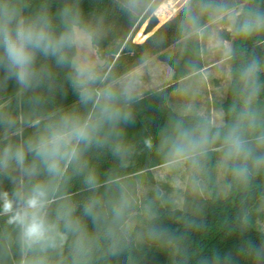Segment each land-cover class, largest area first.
Instances as JSON below:
<instances>
[{
	"label": "clouds",
	"instance_id": "9594fccd",
	"mask_svg": "<svg viewBox=\"0 0 264 264\" xmlns=\"http://www.w3.org/2000/svg\"><path fill=\"white\" fill-rule=\"evenodd\" d=\"M53 3L0 0V91L14 81L25 106L17 114L0 104V128L7 141L0 147V217L6 218V227L0 229V264H115L122 256L126 264H143L146 251L162 246L180 256L178 264H187L180 237L161 222L167 215L186 228L196 226L176 215L185 211L177 194L165 196L157 188L152 198L142 201L128 176L109 173L102 179L90 159L110 152L119 169L129 167L136 149L125 126L135 122L132 105L138 102L142 76L106 75L93 58L110 26L103 13L86 17L81 0H62L55 11ZM114 3L137 23L141 44L157 39V31H147L151 19L179 17L181 39L173 51L178 61L189 54V40L204 35L213 49L233 56L216 37L214 24L227 25L245 40L264 37V7L253 0ZM186 66L196 72L191 61ZM261 74L264 59L242 57L230 73L233 100L227 113L207 114L189 103L144 141L168 173L187 174L185 186L194 195L204 197L215 190L225 197L247 198L254 188L264 189ZM64 81L78 100L48 111L57 94H66ZM180 91L198 94L192 85ZM37 117L40 123L33 125ZM21 126L34 130L12 140ZM76 178L89 193L82 201L71 193ZM260 202L264 204V191ZM246 225L242 216L241 231ZM242 251L264 264V243L247 242Z\"/></svg>",
	"mask_w": 264,
	"mask_h": 264
},
{
	"label": "trees",
	"instance_id": "16d2710c",
	"mask_svg": "<svg viewBox=\"0 0 264 264\" xmlns=\"http://www.w3.org/2000/svg\"><path fill=\"white\" fill-rule=\"evenodd\" d=\"M61 2L62 0H54L53 11ZM227 2L232 3L233 0H227ZM234 2L244 4L245 0H234ZM253 2L264 7V0H253ZM81 7L88 18L103 13L110 25L107 37L98 47L101 58L107 61L103 70L104 74L121 77L154 55L169 64L173 70L174 81L170 85L147 91L138 97V102L132 105L135 122L125 126V131L127 139L135 145L136 150L129 167L119 169L110 152L90 157L91 163L101 173L102 179L109 173L126 175L138 192V179L147 175L151 181H154L151 169L162 164L155 152L146 148L144 141L154 137L156 131L170 117L178 113L169 104L170 95L178 87L181 78L193 73L186 66L188 61L195 65L196 72L203 68L202 41L200 36H193L189 40V54L178 61L173 51L177 46V41L181 39L177 27L179 17L176 20L164 22L156 30L157 39L141 44L134 41L139 31L137 23L129 20L127 15L115 5L114 0H81ZM226 38L232 41L231 73L239 65L242 57L255 54L264 59V44L262 43L264 37H250L245 40L238 34L229 33ZM164 43L168 46H162ZM61 79L63 80V73ZM261 79L264 80V74H261ZM64 87L66 94H57L47 106L48 111H52L59 105L70 106L78 100V96L67 81H64ZM232 100L233 92L230 84L227 97L222 103L225 113ZM0 104L10 107L17 114H21L24 110L25 106L21 96L17 94V85L14 81H9L7 89L0 91ZM32 123L33 125L39 124L40 118L33 119ZM33 130L32 127L21 126L19 135L12 136L11 139L16 141L27 137ZM6 142L3 139V129L0 128V147H3ZM4 187L10 189L11 185L5 183ZM262 191L264 189L256 187L245 198L243 194L221 197L213 190L206 200V210L203 214L189 209H185L183 214L176 213L177 216L183 215L187 221L195 222V227L186 228L183 223H177L169 219L167 215L161 217V222L180 237L182 248L187 252V264H257L253 257L242 251V248L247 242L258 246L264 243V231L256 227L254 222L247 217L260 200ZM71 193L73 199L77 201H82L89 195L79 178L73 180ZM242 216L247 218L244 231H241ZM5 221V217H0V229L6 227ZM13 258H18L15 251ZM175 261L178 264L180 256L176 255ZM115 264H126L125 257H120ZM143 264H171V262L163 248H153L146 251Z\"/></svg>",
	"mask_w": 264,
	"mask_h": 264
},
{
	"label": "rangeland",
	"instance_id": "374dc122",
	"mask_svg": "<svg viewBox=\"0 0 264 264\" xmlns=\"http://www.w3.org/2000/svg\"><path fill=\"white\" fill-rule=\"evenodd\" d=\"M176 6H178V4L175 5L174 7ZM166 21L167 19L164 22ZM164 22H162L161 24H163ZM212 30L216 31V37L222 40L224 44H225L226 35L229 33L234 34L230 30V28L223 23L219 25H215V24L212 25ZM200 38L203 44V49L206 59L208 60L213 55L219 57L220 61L217 65L218 72L219 73L224 72L222 67L223 65L221 64L224 63L223 58H227L228 56L225 55L222 50H217L212 48L209 35L200 36ZM139 40L140 37H138V33H137L136 36L134 37V41L139 42ZM92 55L93 58L98 61L99 66L103 72L104 68L107 65V61L101 58L98 48L94 51ZM167 65L168 64H163L162 62H160L158 56L154 55L151 57V59L148 61V63L144 68H139V70H137V72L134 73V74H140L142 76V80H141L142 84L140 85L139 94L145 92L146 88L148 87H152V88L166 87L174 81L171 73L169 72V67ZM222 79L223 78H219V80ZM214 81L215 82L218 81L215 76L211 77L210 80L208 79L206 81H202L201 78L194 76L181 80V82H178L179 84L177 90L173 92V95L171 97V104L175 109H182L185 105L189 103H193L198 108L205 110L206 100L210 97V91L208 89L209 88L211 89V86L215 84ZM186 85H192L193 88L198 89V94L193 97L191 94L185 95L184 93H182L180 89ZM214 99H215V105L217 106V108H220V102L222 99L221 92L215 93ZM182 182L183 180L179 184H181ZM157 188L163 191L165 196L171 195L174 192V190H172V184L165 185L164 183H158L154 186H144L140 192L141 200L143 201L144 199L152 198L155 195V190ZM181 195L183 196V193L179 191L177 193V196L180 199H181ZM183 203L185 209L195 210L200 214H203L204 211L206 210L205 205L201 203L192 205L189 203V201H184V199H183ZM247 217L251 222H254L256 227L264 231V204H261L260 200H258L257 204L249 212ZM162 248L167 252L171 264H177L175 261L176 255L173 253V251L168 247H164V246L160 247V249Z\"/></svg>",
	"mask_w": 264,
	"mask_h": 264
},
{
	"label": "crops",
	"instance_id": "0c3cea01",
	"mask_svg": "<svg viewBox=\"0 0 264 264\" xmlns=\"http://www.w3.org/2000/svg\"><path fill=\"white\" fill-rule=\"evenodd\" d=\"M231 34V33H230ZM262 43L264 44V40L262 41ZM225 44L228 48H230L232 50V41L225 38ZM202 52H203V59H204V66L202 69H200L198 72L189 74L183 78H181L179 80V82H181V80L185 79V78H189L191 76L194 77H198L201 78L202 81H206V80H210L211 77L215 76L217 78L218 81H214L215 84L211 86V89L209 88L208 90L210 91V97L206 100V108L205 111L207 114H214V113H220V112H224L223 108H222V103L225 101L226 97H227V92H228V88L230 85V73H231V64H230V57L228 56L227 58H223V71L222 73L218 72V68L217 65L219 63V57L217 56H212L210 57L208 60L205 57V53H204V49H203V44H202ZM151 59V57L146 60L145 62L148 63V61ZM142 63V64H145ZM160 62H162L163 64H167L166 62L160 60ZM146 63V64H147ZM138 65L136 66L134 69H132L130 72L122 75L123 76H128V75H132L135 72H137V70H139V68H141L140 66L142 65ZM169 67V72L171 73L172 77H173V70L171 72V67L168 64L167 65ZM219 78H223L222 80H219ZM142 84V83H141ZM163 87L160 88H152V87H148L146 88V91L143 92L140 95H143L144 93H146L147 91H151V90H157V89H161ZM178 88V87H177ZM177 88L175 90H177ZM175 90H173L171 92L170 95V99H169V104L170 106L177 112H179L181 109H175L173 107V105L171 104V97L173 95V92H175ZM217 92H221L222 94V99L220 102V108H217V106L215 105V99H214V94ZM197 107V106H196ZM198 108V107H197ZM200 109V108H199ZM225 113V112H224ZM152 174L154 176V181H151L149 179V177L147 175H143L141 178L138 179V194L140 196V192L143 189L144 186H154L158 183H164L165 185L168 184H172V190H174V192L177 194L179 191L183 193V196L181 195V200L183 202L184 201H189L190 204L195 205V204H203L206 205V200L209 197V195H206L204 197H200V196H196L193 193H191V191H189L186 186H185V181L184 179L187 178V174L184 172H180V173H176L175 175L168 173V171L163 167L162 164H159L155 167H153L151 169ZM145 173V172H142ZM186 177V178H185ZM183 180V182L181 184H179L181 181ZM167 183V184H166ZM176 185L175 187L173 185ZM219 196L223 197V195ZM186 203V202H185Z\"/></svg>",
	"mask_w": 264,
	"mask_h": 264
},
{
	"label": "water",
	"instance_id": "95a60500",
	"mask_svg": "<svg viewBox=\"0 0 264 264\" xmlns=\"http://www.w3.org/2000/svg\"><path fill=\"white\" fill-rule=\"evenodd\" d=\"M160 24V20L158 21L157 19L153 18L151 19V21L149 23H147V31L148 32H152V31H156L161 25ZM159 25V27H157Z\"/></svg>",
	"mask_w": 264,
	"mask_h": 264
},
{
	"label": "bare ground",
	"instance_id": "6f19581e",
	"mask_svg": "<svg viewBox=\"0 0 264 264\" xmlns=\"http://www.w3.org/2000/svg\"><path fill=\"white\" fill-rule=\"evenodd\" d=\"M165 20H166V18H162V19H160V24H161L162 22H164ZM160 24H159V25H160ZM159 25H158V26H159ZM158 26H157V27H158ZM138 37H139V36H138Z\"/></svg>",
	"mask_w": 264,
	"mask_h": 264
}]
</instances>
